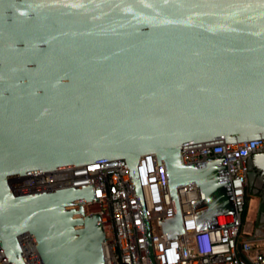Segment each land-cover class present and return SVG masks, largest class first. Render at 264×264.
Listing matches in <instances>:
<instances>
[{
    "label": "water",
    "instance_id": "water-1",
    "mask_svg": "<svg viewBox=\"0 0 264 264\" xmlns=\"http://www.w3.org/2000/svg\"><path fill=\"white\" fill-rule=\"evenodd\" d=\"M262 137L264 0H0V246L10 264H30L24 235L42 264H106L101 216L84 208L98 200L93 184L17 194L12 177L123 158L142 200L138 162L154 153L174 209L158 219L170 240L184 232L181 184L197 186V230L238 219L225 154L186 164L182 147ZM247 165L251 191L264 183V151Z\"/></svg>",
    "mask_w": 264,
    "mask_h": 264
},
{
    "label": "built area",
    "instance_id": "built-area-1",
    "mask_svg": "<svg viewBox=\"0 0 264 264\" xmlns=\"http://www.w3.org/2000/svg\"><path fill=\"white\" fill-rule=\"evenodd\" d=\"M260 151H264V137L183 146L181 156L186 164L225 154L238 219L233 224L197 230L192 202L199 197L197 186L181 184L176 193L184 232L170 240L158 219L173 215L174 209L164 166L154 153L142 155L138 162L142 200L135 192L123 158L14 176L10 186L15 193L23 194L93 184L98 200L85 202L84 208L101 216L106 235L103 242L106 264H264V247L255 244L256 236L239 240L246 202L247 160L249 155ZM21 242L30 264H42L30 236L24 235ZM0 264H10L1 246Z\"/></svg>",
    "mask_w": 264,
    "mask_h": 264
},
{
    "label": "rangeland",
    "instance_id": "rangeland-1",
    "mask_svg": "<svg viewBox=\"0 0 264 264\" xmlns=\"http://www.w3.org/2000/svg\"><path fill=\"white\" fill-rule=\"evenodd\" d=\"M256 189V187H255ZM254 190V189H253ZM251 190V197L249 200L247 214L245 218V222L243 225L244 232L248 233L249 236L255 237L257 236L256 230H264L260 225V213H259V196L257 195V191L253 193ZM257 246H261V242L258 241L255 243ZM264 247V244H263Z\"/></svg>",
    "mask_w": 264,
    "mask_h": 264
},
{
    "label": "flooded vegetation",
    "instance_id": "flooded-vegetation-1",
    "mask_svg": "<svg viewBox=\"0 0 264 264\" xmlns=\"http://www.w3.org/2000/svg\"><path fill=\"white\" fill-rule=\"evenodd\" d=\"M256 187V189H255ZM255 190L257 191V195L259 196V213L261 215V213H264V183L262 181H260L258 178L255 179V183L252 186L251 190ZM261 224H263L264 222L260 221Z\"/></svg>",
    "mask_w": 264,
    "mask_h": 264
},
{
    "label": "trees",
    "instance_id": "trees-1",
    "mask_svg": "<svg viewBox=\"0 0 264 264\" xmlns=\"http://www.w3.org/2000/svg\"><path fill=\"white\" fill-rule=\"evenodd\" d=\"M250 197H251V192L249 191V189L247 187L246 188V195H245V198H246L245 208H244V210L242 212V215H241L242 225H241V229H240L239 240L244 238V237H248L249 236L248 233L244 232L243 225H244V222H245V218H246V214H247V208H248Z\"/></svg>",
    "mask_w": 264,
    "mask_h": 264
},
{
    "label": "crops",
    "instance_id": "crops-1",
    "mask_svg": "<svg viewBox=\"0 0 264 264\" xmlns=\"http://www.w3.org/2000/svg\"><path fill=\"white\" fill-rule=\"evenodd\" d=\"M263 229H264V226H263ZM256 233H257V236H256V239H257V242L260 241L261 244H264V230H256ZM252 237V236H250Z\"/></svg>",
    "mask_w": 264,
    "mask_h": 264
}]
</instances>
